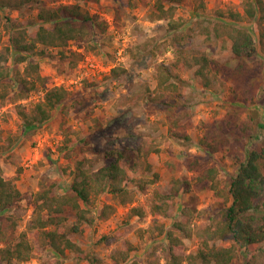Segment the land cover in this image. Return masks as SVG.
Instances as JSON below:
<instances>
[{
	"label": "rangeland",
	"instance_id": "1",
	"mask_svg": "<svg viewBox=\"0 0 264 264\" xmlns=\"http://www.w3.org/2000/svg\"><path fill=\"white\" fill-rule=\"evenodd\" d=\"M36 4L35 0H25L19 8L0 6V52L9 46L16 27L28 32L39 28ZM164 4L166 8L175 6V10L163 19L154 17L156 0L84 4L107 27L91 43L74 41L64 49L67 54L75 50L82 55L75 67L70 59H63L59 49H49L46 57L31 56L25 63L11 59L4 63L15 74L23 73L29 61L39 62L47 81L38 83L24 97L19 93L20 86L12 87L9 96L0 100V167L22 192L19 202L0 212V223L6 230L0 247L17 241L26 231L34 196L42 184L51 186L54 193L69 191L77 170H97L106 163L107 151H127L128 173L133 180L127 183L133 193L131 202L120 204L108 191L95 199L94 223L74 236L84 249L83 256L71 251L60 256L41 245L29 261L13 264H94L85 254L96 256L101 264H119L115 257L127 241L135 249L128 261L120 264H166L169 240L165 235L151 238L149 229L156 228L155 222L171 229L181 219L185 206L196 208L193 228L210 223L222 209L220 195L228 193L238 171L234 145L222 143L230 135L219 128L227 113L238 110L243 120L254 125V135L245 145H264V0H181ZM253 4L255 16L251 17ZM219 21L248 29L257 41L258 53L249 60L250 71L243 77L222 74V69L234 68L238 59L229 46L213 45L207 39L204 28L211 29ZM201 56L216 63L206 71L211 78L208 87L206 79L196 73ZM160 65L174 69L177 77L171 81L177 87L159 88ZM53 87L65 88L67 99L49 121L26 128L22 112H30ZM246 96L248 103L243 101ZM208 139L220 148L215 152L208 149ZM245 145L239 150L241 154ZM195 157L219 168L218 190L212 189L209 181L201 187L196 185L199 172L191 169L190 162ZM140 179L144 189L138 186ZM175 180L180 181V190L174 205L166 216L155 214V191L171 190ZM186 181L192 187H187ZM105 204H113L116 211L103 220L99 216ZM132 207L140 208L143 215H131ZM9 215L16 221L14 230L6 219ZM232 242L220 240L218 244L230 246ZM184 245L185 254H189L196 253L200 243L195 237L184 238ZM247 254L244 247L240 248L234 263L242 264ZM258 259L264 264V243Z\"/></svg>",
	"mask_w": 264,
	"mask_h": 264
},
{
	"label": "trees",
	"instance_id": "2",
	"mask_svg": "<svg viewBox=\"0 0 264 264\" xmlns=\"http://www.w3.org/2000/svg\"><path fill=\"white\" fill-rule=\"evenodd\" d=\"M25 0H1L0 6L19 8ZM38 9L37 19L41 22L38 29L28 32L25 28L14 29L9 46L0 52V100H5L11 88L20 86V95L26 96L34 90L38 83L47 81L40 72L39 62L29 61L23 71H13L4 65L10 59L16 63H25L31 56H48L49 49H59L63 59H70L75 67L82 59V55L75 50L68 54L64 52L71 42L84 41L91 43L101 30H105L107 23L98 14H92L84 8V4L101 0H35ZM180 2L181 0H156V19L171 17L175 6L165 7L164 2ZM250 16H255V5ZM1 19V12H0ZM207 39L213 45L225 44L237 57V65L226 71L223 76L240 78L250 71L249 60L258 53V44L254 35L246 28L219 21L212 28H204ZM199 65L196 73L206 79L205 86L211 83L207 69L216 67L215 61L207 56L197 59ZM213 65V66H212ZM219 69V68H218ZM167 67L159 66V88L162 90L177 87L171 78L177 74ZM116 72V69L112 70ZM14 74V76H13ZM244 92L247 94L248 89ZM68 91L63 87L47 89L43 99L35 104L30 112H22L26 128H35L51 119L54 111L68 97ZM249 97L243 101L248 103ZM222 129L230 137L223 138V145L232 143L235 147L234 158L238 164V171L231 179L228 193H222L223 206L219 214L208 224L193 228L192 222L196 208L185 206L181 211V219L176 220L171 229L163 223L155 222L149 229L150 237L165 235L169 240V259L166 264H235L239 249L244 247L247 257L242 264H261L258 256L264 243V145L260 148L247 146L245 142L251 139L255 132L252 122L243 120L238 110H231L221 122ZM1 140V130H0ZM208 139V149L217 151L220 146ZM245 145L243 154L239 152ZM244 146V147H245ZM1 148V145H0ZM193 170H198L196 185L201 187L206 181L211 188L218 190L219 168L215 165L203 163L198 157L192 158ZM129 156L125 150L113 149L106 152V163L97 170L79 168L69 191L54 193L51 186L42 184L36 192L33 202L34 209L31 221L26 231L22 232L17 241L9 242L0 247V264H13L29 261L39 250L41 245L49 246L58 255L64 256L67 251L83 256L84 249L75 241L74 236L83 232L86 225L95 221L93 205L95 199L105 191L112 194L118 203L126 204L133 200L132 192L127 183L133 182L128 173ZM143 180L138 186L144 189ZM183 184V183H182ZM192 187L190 182H185ZM180 190V181L175 180L171 190L157 189L154 193V213L168 215L175 203ZM22 199V192L13 182L6 178L0 167V212L12 208ZM116 211L113 204H105L101 210L100 219L106 220ZM131 215H143L138 207L131 208ZM10 226L15 229L16 221L13 216H6ZM157 232V234H156ZM197 238L199 248L196 253L185 254L184 238ZM32 238V240H31ZM6 239L4 224L0 223V241ZM232 240L230 246H221L220 240ZM135 247L127 241L124 248L118 251L115 259L117 263H126ZM91 263L101 264L96 256L85 254ZM59 262V261H57ZM135 264V263H132ZM151 264H160L152 261Z\"/></svg>",
	"mask_w": 264,
	"mask_h": 264
}]
</instances>
